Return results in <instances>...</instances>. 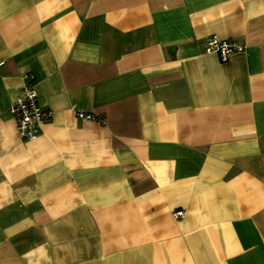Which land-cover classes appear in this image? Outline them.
Wrapping results in <instances>:
<instances>
[{
    "label": "crops",
    "instance_id": "1",
    "mask_svg": "<svg viewBox=\"0 0 264 264\" xmlns=\"http://www.w3.org/2000/svg\"><path fill=\"white\" fill-rule=\"evenodd\" d=\"M0 264H264V0H0Z\"/></svg>",
    "mask_w": 264,
    "mask_h": 264
},
{
    "label": "built area",
    "instance_id": "2",
    "mask_svg": "<svg viewBox=\"0 0 264 264\" xmlns=\"http://www.w3.org/2000/svg\"><path fill=\"white\" fill-rule=\"evenodd\" d=\"M243 49V43L234 39L219 38L215 35L208 36L203 47L205 52L218 54L221 61L228 60L232 54ZM9 110L16 120V128L19 134L27 139L36 136L40 132L42 122L51 115L49 109L39 105L35 90L27 83L23 85L21 94L11 104ZM74 114L78 118L103 120V118L96 116L94 113L80 108L75 109ZM182 213V210H177L174 215L179 216Z\"/></svg>",
    "mask_w": 264,
    "mask_h": 264
}]
</instances>
